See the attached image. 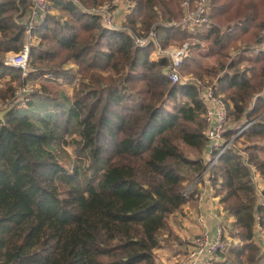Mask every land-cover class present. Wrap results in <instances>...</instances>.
<instances>
[{
    "label": "trees",
    "instance_id": "obj_1",
    "mask_svg": "<svg viewBox=\"0 0 264 264\" xmlns=\"http://www.w3.org/2000/svg\"><path fill=\"white\" fill-rule=\"evenodd\" d=\"M81 1L89 7L105 0ZM129 1L124 24L135 33L156 24L163 47L196 39L181 70L203 84L204 74L214 77L210 83L218 78L230 112L228 139L241 119L264 113V95L253 100L264 90V52L229 61L238 41L264 36V0H211L213 26L195 33L166 25L182 17V0ZM31 3L0 0V101L10 108L0 121V264H159L156 250L178 240L171 220L187 204L184 181L204 169L201 87L173 83L163 71L168 59H151L155 44L137 47L130 31L106 29L99 17L60 0L37 26L23 77L4 58L25 44ZM203 43L207 54L199 51ZM214 55L219 65L203 64L201 57ZM78 77L69 95L63 85ZM29 82L41 86L18 98ZM243 144L247 160L233 147L216 164L213 182L236 218L229 230L238 242L211 264H264L253 239L255 214L264 227V211L251 171L256 166L264 178V123L250 125ZM64 145L74 147V158Z\"/></svg>",
    "mask_w": 264,
    "mask_h": 264
},
{
    "label": "built area",
    "instance_id": "obj_2",
    "mask_svg": "<svg viewBox=\"0 0 264 264\" xmlns=\"http://www.w3.org/2000/svg\"><path fill=\"white\" fill-rule=\"evenodd\" d=\"M55 1L57 0H34L30 11L31 13L24 21L27 29V41L23 45L20 52H10L4 60L5 65L18 70L21 69L23 77L28 76V73L30 72V53L32 46L36 43V37L34 35L35 30H37V26L45 18L49 12V7ZM60 1L74 2L85 12L99 17L102 26L106 29L109 28L112 30L130 31L133 34L134 44H136L137 47L147 46L150 43L155 44L156 48L152 54H154L158 60L161 57H166L169 61V65L167 67L168 71L166 74L167 77L173 83H187L186 80L181 77L180 67L184 63L185 59L189 57L192 47L195 45L194 43L185 42L182 46L170 45L169 47L164 48L158 44V29L156 26H153L147 34L145 33L140 35L135 33L130 27H126L125 24L118 23L115 18V8L121 2H124V0H112L101 5L95 4L89 7L85 6L81 0ZM181 6L183 8L182 17L177 21H170L166 25L174 27L178 26L183 31L191 33H195L197 28L200 27L213 26L211 18V0H183L181 2ZM228 30H233V28ZM263 52L264 36L257 42L248 43L247 45L240 46L238 50L230 52V57L241 54L259 55ZM226 72H228V70ZM218 82V78H216L211 84H203L200 80L197 81V84L201 87L199 95L205 105L204 117L207 121L205 129L207 138L206 146L209 150L203 157L204 169L184 181L185 187L182 191L187 203L196 198L202 205L206 202L205 199L208 197L209 193H216L215 183L213 181L215 179L216 164L219 159L233 147H237L246 159L247 154L243 150L244 147L241 144V141L244 140V133L250 125L258 122L264 123V114L250 120L246 116L233 126V129H236V133L228 139L226 137V133L228 132L227 125L230 118V112L228 102L225 100L223 95L217 92ZM26 86L27 84L21 86L17 90V97L21 93L22 89L27 90L25 92H28V87ZM261 95H264V90L261 93H255L254 101ZM251 171L253 180L256 183L258 208L264 211V189L260 185L264 182V178L256 166L252 165ZM255 216L256 221L253 239L264 251V228L262 225V216L259 211H257ZM197 218L203 225L205 224L201 215L197 216ZM231 226L232 224L228 226L226 222L220 221L215 234H210L204 229L200 233V236L193 239V243L191 240L190 243L193 244L192 247H188V249L183 251L182 254L175 256V264H211L213 261H218L220 258L219 253L228 250L230 246L229 241L233 242V240L226 235L228 227ZM238 231V229L234 230L235 233H238Z\"/></svg>",
    "mask_w": 264,
    "mask_h": 264
},
{
    "label": "crops",
    "instance_id": "obj_3",
    "mask_svg": "<svg viewBox=\"0 0 264 264\" xmlns=\"http://www.w3.org/2000/svg\"><path fill=\"white\" fill-rule=\"evenodd\" d=\"M127 0H124V2H121L116 8L115 18L116 21L120 24H124V21H126L127 15L131 12L132 4L130 5L129 2H125ZM194 1V0H192ZM128 6H127V4ZM58 12L56 10L52 11ZM259 41V40H258ZM172 44V43H171ZM170 44V45H171ZM206 43L202 44V47L205 46ZM163 46V45H161ZM200 52H203V49H199ZM151 59L153 61H157V57L152 54ZM73 66V65H72ZM205 150L202 154V157L207 153L209 148L205 146ZM193 175L189 176L188 178H191ZM261 187L264 189V182H262ZM206 202H204L202 205L200 204L199 200L196 198L190 200L189 203H187L182 211V213H179L176 215V217L172 218V227L173 230L176 232V236L178 237V242L176 244V241H174L171 245L168 247H162L159 250L166 251L165 254H163L162 259L160 260V264H175V256L178 254H182L183 251L188 249V246L191 242V238L199 236V234L205 229L210 234H215L217 231L218 224L220 221L226 222L228 226L230 225L229 222H234L236 218L228 215V213L224 209V203L221 200V196L217 193H209L208 197L205 199ZM201 215V218H203L204 225L201 223V221L198 220L197 216ZM229 228V227H228ZM227 231V236L230 237L232 240V235L229 234ZM193 235V236H191ZM237 238V237H236ZM238 239V238H237ZM237 239L233 240L234 242ZM232 242V241H231ZM162 249V250H161Z\"/></svg>",
    "mask_w": 264,
    "mask_h": 264
},
{
    "label": "rangeland",
    "instance_id": "obj_4",
    "mask_svg": "<svg viewBox=\"0 0 264 264\" xmlns=\"http://www.w3.org/2000/svg\"><path fill=\"white\" fill-rule=\"evenodd\" d=\"M109 1H112V0H105L103 3H98L99 5H101V4H104V3H106V2H109ZM118 1H121V0H118ZM128 2H129V4L131 5V2L129 1V0H127ZM183 1V0H182ZM181 1V2H182ZM181 2H180V6H181ZM34 3V0H32V3L30 4V7H29V15H30V11H31V7H32V4ZM97 4V5H98ZM91 6V5H90ZM181 8H182V6H181ZM183 9V8H182ZM28 15V16H29ZM180 19V18H179ZM179 19H177V20H179ZM177 20H171V21H177ZM168 22H170V21H167V23ZM163 23H166V22H163ZM153 26H156V24H154V25H152V27ZM156 27H158V26H156ZM150 31V30H149ZM149 31H147V32H145L146 34L149 32ZM34 35H35V37H36V43H35V45L37 44V42H38V33H37V30H35V33H34ZM27 41V34H26V38H25V42ZM196 41V39L194 40V41H190V40H184V41H182L181 43H179V42H172V44L171 45H174V46H178V45H183V44H185V42H191V43H194ZM201 43V42H200ZM248 43H253V42H251V41H246V42H244V41H238V44L237 45H235V46H232L231 48H230V52H232V51H234V50H238L239 48H240V46H243V45H247ZM159 44V43H158ZM161 45V44H160ZM209 45L210 44H208V43H206V45L205 46H203V47H201V49H203V53L204 54H207L209 51H210V47H209ZM170 46V45H169ZM169 46H167V47H169ZM163 47V46H162ZM167 47H164V48H167ZM209 49V50H208ZM207 51V52H206ZM11 52H13V51H11ZM10 52H8L7 53V55L9 54ZM16 53V52H15ZM14 53V54H15ZM194 53H196V51L194 52ZM6 55V56H7ZM238 57H240V55H235V56H231L230 57V60L229 61H232L234 58H238ZM6 58V57H5ZM5 58H4V60H5ZM188 58V57H187ZM201 60H203V64L204 65H207L208 67H210V66H213V65H219V60L217 59V56L216 55H214L213 57H206V56H204V57H201ZM185 62V61H184ZM184 64V63H183ZM182 64V65H183ZM169 65V64H168ZM248 65H250V63L248 62L247 63V61H244L243 63H242V65H241V68H247L248 67ZM168 67V66H167ZM182 67V66H181ZM181 67H180V73H181V77L182 78H184V80H186V82H189V81H195V82H197V81H199L200 79H198V78H196L195 77V75H194V73H192V72H186V71H184V70H181ZM168 69V68H167ZM185 69V68H184ZM30 73V72H29ZM29 73H28V75H29ZM25 77H27V76H25ZM204 77L207 79L206 80V84H211L210 82H212V80H213V78L212 77H210L208 74H204ZM79 80V77L76 79V80H74L75 82L73 83V84H69V85H63V88L67 91V93L69 94V95H72L73 94V88H74V86L75 85H77L78 84V81ZM215 80V79H214ZM201 81V80H200ZM202 82V81H201ZM203 83V82H202ZM41 86V84L40 83H38V84H33V83H30L29 82V84L26 86V87H28V92H25V91H27V90H24V89H22V91H24V92H22L21 91V93L18 95V98H21V96L22 95H24V93H29V94H31V93H33V92H35V90L38 88V87H40ZM260 93V92H259ZM253 100H254V98H253ZM27 101H28V99L27 98H23V102H22V104L23 105H25L26 103H27ZM253 103V102H252ZM251 103V104H252ZM2 108V109H1ZM5 108H8V104H6V103H4V104H2L1 103V101H0V110H4ZM31 110L29 109V110H27V112H30ZM264 114V113H263ZM260 115H262V114H260ZM244 139V138H243ZM244 143V140H242L241 141V144L242 145H244L243 144ZM64 147H65V150L66 151H68V153L74 158V156H75V151H74V147L72 146V145H64ZM191 156H193V154H191ZM71 157V158H72ZM59 158H60V161L63 163V165L65 166V167H72V163H71V159L67 156V153H64V152H62V151H60V155H59ZM235 222V221H234ZM234 222H229V224L231 225V224H234ZM171 224H172V220H171ZM264 228V227H263ZM172 229H173V227H172ZM174 231V230H173ZM227 231H228V233L230 234V230H229V228L227 229ZM228 234V235H229ZM174 236H176V232L174 231ZM191 236H193V235H191ZM199 236H200V234H199ZM177 237V236H176ZM197 237H198V235H197ZM195 237L193 236V238H191V240H192V243H193V239H194ZM232 238H233V236H232ZM196 239V238H195ZM235 239H237L236 237L235 238H233V240H235ZM238 240V239H237ZM172 241H174V239L173 240H170V241H165V243H164V248L165 247H168L169 246V244L170 243H172ZM175 241H176V244L177 243H179L178 242V240L177 239H175ZM230 242V244L232 243L231 241H229ZM255 242V241H254ZM192 243H188L190 246H188V247H192L193 246V244ZM160 249V248H159ZM159 249H157L156 250V254H157V261H158V263L160 264V260L162 259V256H163V254H165L166 253V251H160ZM162 250V249H161ZM219 257H221V253H219ZM175 259V258H174Z\"/></svg>",
    "mask_w": 264,
    "mask_h": 264
},
{
    "label": "water",
    "instance_id": "obj_5",
    "mask_svg": "<svg viewBox=\"0 0 264 264\" xmlns=\"http://www.w3.org/2000/svg\"><path fill=\"white\" fill-rule=\"evenodd\" d=\"M163 71H164L165 74H167V71H168L167 67H165L163 69ZM9 110H10L9 107L8 108H5L4 110H0V121H3L4 122V120H5L4 116L7 114V112Z\"/></svg>",
    "mask_w": 264,
    "mask_h": 264
}]
</instances>
